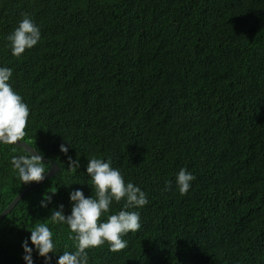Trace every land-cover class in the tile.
I'll use <instances>...</instances> for the list:
<instances>
[{
	"label": "trees",
	"instance_id": "1",
	"mask_svg": "<svg viewBox=\"0 0 264 264\" xmlns=\"http://www.w3.org/2000/svg\"><path fill=\"white\" fill-rule=\"evenodd\" d=\"M25 13L41 38L15 57L7 37ZM0 67L29 109L23 140L60 166L0 221V264H27L25 241L45 264L30 239L39 225L52 232L48 264L76 250L51 215L71 214L75 189L95 198L93 157L149 203L127 209L141 224L127 247L86 249L88 264H264V0H0ZM14 155L29 153L0 143V214L35 182ZM181 168L195 176L185 195Z\"/></svg>",
	"mask_w": 264,
	"mask_h": 264
},
{
	"label": "clouds",
	"instance_id": "2",
	"mask_svg": "<svg viewBox=\"0 0 264 264\" xmlns=\"http://www.w3.org/2000/svg\"><path fill=\"white\" fill-rule=\"evenodd\" d=\"M41 38V31L28 14H23L18 27L8 35L9 47L12 55L20 57L26 49L34 47ZM12 76V69L0 67V143L17 144L25 136V128L29 116V109L8 83ZM60 149L67 154L68 147L61 144ZM69 167L78 169L79 160L68 157ZM40 155H14L11 163L18 171L19 179L23 184L33 181L40 182L44 179V169L41 166ZM92 179L95 188V198H86L83 191L75 189L70 192L72 210L70 215H65L63 205L59 210L53 211L51 218L53 222L67 224L72 233H75L76 250L65 251L59 256L57 264H88L89 258L86 249L95 248L109 244L111 252H119L127 247V241L122 239L123 235L129 232H137L140 227V214L137 211H128L131 208H142L149 203L147 194L139 186L131 182L125 183L123 176L118 169L111 167L110 161H104L93 157L89 160L86 169ZM195 176L186 169L181 168L176 174L175 183L181 195L187 194L191 182ZM172 181H166L165 191L171 188ZM51 196L45 195L41 200L42 207H47ZM119 203L124 200L123 208L116 214H111L104 222L100 217L108 213L112 202ZM32 244L38 250V254L45 258V264L51 260L49 253L54 251L52 232L47 226L39 225L31 231ZM23 247L28 255L24 259L27 264H33L31 258L32 249L28 247L27 241Z\"/></svg>",
	"mask_w": 264,
	"mask_h": 264
},
{
	"label": "water",
	"instance_id": "3",
	"mask_svg": "<svg viewBox=\"0 0 264 264\" xmlns=\"http://www.w3.org/2000/svg\"><path fill=\"white\" fill-rule=\"evenodd\" d=\"M21 148H24L28 153L40 155L42 158V161L44 162H50L51 167L47 172L44 173V179L40 182H34L30 184L27 188L22 190L14 199L13 201L3 210V212L0 214V221L7 215L9 214L20 202L22 197L28 193L30 190L40 186L42 183H45L47 180H49L51 177H53L55 174H57L60 170V166L54 162L51 161L50 159L46 158L42 154H40L30 143H28L26 140L18 141L17 144Z\"/></svg>",
	"mask_w": 264,
	"mask_h": 264
}]
</instances>
